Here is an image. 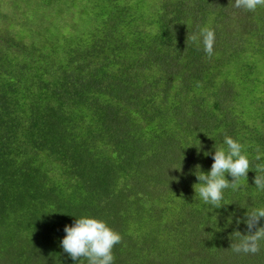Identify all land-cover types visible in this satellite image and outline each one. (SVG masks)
<instances>
[{"label":"trees","instance_id":"obj_1","mask_svg":"<svg viewBox=\"0 0 264 264\" xmlns=\"http://www.w3.org/2000/svg\"><path fill=\"white\" fill-rule=\"evenodd\" d=\"M37 1L56 36L29 32L0 0V264H78L61 241L81 216L121 234L114 264H264V241L255 255L230 249L245 213L264 207V8ZM80 1L91 25L64 26ZM203 27L216 35L210 59L187 42ZM226 135L252 170L214 208L195 171H210L205 153Z\"/></svg>","mask_w":264,"mask_h":264},{"label":"clouds","instance_id":"obj_2","mask_svg":"<svg viewBox=\"0 0 264 264\" xmlns=\"http://www.w3.org/2000/svg\"><path fill=\"white\" fill-rule=\"evenodd\" d=\"M236 9L245 12H255L258 7L264 8V0H230ZM202 43L203 51L210 59L214 54L216 41L215 31L203 27L198 33L188 34L187 42ZM214 153L208 152L205 155H212L213 164L208 172L196 166L195 175L199 181L193 185L196 195L214 208H220L224 200L226 189L238 190L242 187V178L248 179V172L252 170L251 161L247 155L244 145L231 136H225L223 144L214 145ZM264 153L257 149L256 161H261ZM254 177L255 187L264 191V163H257ZM231 176L229 180L227 176ZM243 223L247 226V234L235 231L232 236L231 250L237 254L255 255L261 250V242L264 241V226L261 220L264 219V207L252 208L245 213ZM239 223V222H238ZM66 235L61 241L63 251L67 253L78 264H114V247L122 242L121 234L110 227L106 221L89 216L76 217L71 225L64 228ZM232 237H235V242Z\"/></svg>","mask_w":264,"mask_h":264},{"label":"rangeland","instance_id":"obj_3","mask_svg":"<svg viewBox=\"0 0 264 264\" xmlns=\"http://www.w3.org/2000/svg\"><path fill=\"white\" fill-rule=\"evenodd\" d=\"M15 3L12 5V3ZM12 3L8 4V7L11 8V13L15 16V18L22 25H34L29 32H45L51 37L56 36L60 33V30H57L54 26L52 20L49 19L48 11H40L39 6L41 5V1L37 0H12ZM77 6L73 10L70 9L68 12V19L64 26H69L73 19L79 20V25L82 27L84 24L89 26L92 23V19L89 16L84 15L83 11L85 10V3L78 2L75 3ZM58 18V17H56ZM76 27V24L74 25ZM62 30V29H61ZM28 36V35H27ZM30 37H28V40Z\"/></svg>","mask_w":264,"mask_h":264}]
</instances>
